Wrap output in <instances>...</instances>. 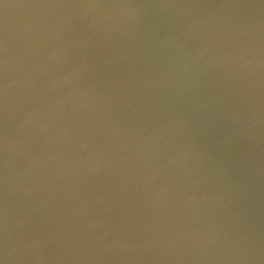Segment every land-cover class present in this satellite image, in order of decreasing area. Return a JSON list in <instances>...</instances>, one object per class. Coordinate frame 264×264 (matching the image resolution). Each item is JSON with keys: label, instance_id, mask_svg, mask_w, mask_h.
<instances>
[{"label": "water", "instance_id": "95a60500", "mask_svg": "<svg viewBox=\"0 0 264 264\" xmlns=\"http://www.w3.org/2000/svg\"><path fill=\"white\" fill-rule=\"evenodd\" d=\"M0 264H264V0H0Z\"/></svg>", "mask_w": 264, "mask_h": 264}]
</instances>
